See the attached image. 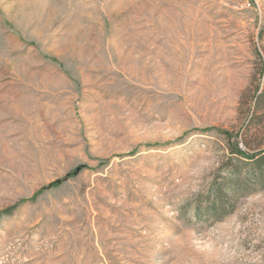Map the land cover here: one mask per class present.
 <instances>
[{
  "label": "rangeland",
  "instance_id": "1",
  "mask_svg": "<svg viewBox=\"0 0 264 264\" xmlns=\"http://www.w3.org/2000/svg\"><path fill=\"white\" fill-rule=\"evenodd\" d=\"M0 264H264V0H0Z\"/></svg>",
  "mask_w": 264,
  "mask_h": 264
},
{
  "label": "trees",
  "instance_id": "2",
  "mask_svg": "<svg viewBox=\"0 0 264 264\" xmlns=\"http://www.w3.org/2000/svg\"><path fill=\"white\" fill-rule=\"evenodd\" d=\"M261 94V93H260ZM259 94V95H260ZM236 152H239V153H241L240 151H236ZM255 157V154H250L249 155V158H254ZM214 192H215V198H216V200H219L220 199V196H221V187L219 188V187H217L216 189H214Z\"/></svg>",
  "mask_w": 264,
  "mask_h": 264
}]
</instances>
